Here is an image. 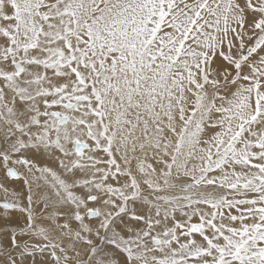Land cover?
<instances>
[{
  "label": "snow or ice",
  "instance_id": "snow-or-ice-1",
  "mask_svg": "<svg viewBox=\"0 0 264 264\" xmlns=\"http://www.w3.org/2000/svg\"><path fill=\"white\" fill-rule=\"evenodd\" d=\"M0 264H264V0H0Z\"/></svg>",
  "mask_w": 264,
  "mask_h": 264
}]
</instances>
